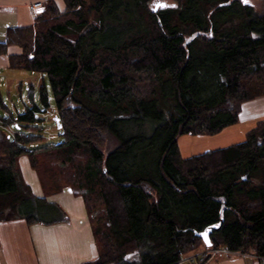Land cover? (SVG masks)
Returning <instances> with one entry per match:
<instances>
[{
  "label": "trees",
  "instance_id": "16d2710c",
  "mask_svg": "<svg viewBox=\"0 0 264 264\" xmlns=\"http://www.w3.org/2000/svg\"><path fill=\"white\" fill-rule=\"evenodd\" d=\"M62 1L0 43L9 69L44 76L42 107L34 96L23 112L2 105L0 222L17 209L30 224L52 223L35 217L37 202L67 221L33 195L26 157L46 197L70 189L84 199L98 248L84 264H206L191 253L219 226L213 249L264 259V119L225 149L183 158L178 146L238 124L242 106L264 97V0H175L157 11L154 0ZM50 96L62 141L46 146Z\"/></svg>",
  "mask_w": 264,
  "mask_h": 264
},
{
  "label": "crops",
  "instance_id": "0c3cea01",
  "mask_svg": "<svg viewBox=\"0 0 264 264\" xmlns=\"http://www.w3.org/2000/svg\"><path fill=\"white\" fill-rule=\"evenodd\" d=\"M47 1L0 0V15L15 23L14 26L7 25V29L27 27L34 20L29 6L35 2ZM54 1L59 7H63L62 0ZM18 52L17 49H10L11 54ZM2 58L6 59L0 60V67L9 69L8 57H0ZM250 102L242 106L239 123L256 122L257 125L264 119V98ZM20 166L33 195L38 199L46 198L48 203L57 206L66 214L67 221L30 224L25 214H19L14 220L0 222V264H84L95 260L98 248L84 199L76 196L70 189L46 197L26 157L20 159ZM48 213L52 215L57 211L51 209ZM207 264H264V261L250 255L218 254L209 259Z\"/></svg>",
  "mask_w": 264,
  "mask_h": 264
},
{
  "label": "rangeland",
  "instance_id": "374dc122",
  "mask_svg": "<svg viewBox=\"0 0 264 264\" xmlns=\"http://www.w3.org/2000/svg\"><path fill=\"white\" fill-rule=\"evenodd\" d=\"M245 3L255 8L262 7L261 0H247V2ZM161 4L167 5L166 7H169L175 5V0H154L151 3V8L153 10H158L160 8L159 5ZM166 7H162V8H166ZM7 25L14 26L15 23L11 21L8 17L4 15H0V43L4 42L6 39L5 33H6ZM5 59L2 58L0 60H5ZM43 79L44 76L41 74H35V73L33 74L30 72L12 70L5 67H0V84L2 83L4 84L3 88L2 86L0 87V96L8 101L7 108L11 111L18 110L20 112H23L26 107L28 106L31 107L33 103L32 96H34L35 103L40 107H42L41 103L39 102V89L41 84L43 83ZM45 82L47 83V80ZM50 103H51V109L49 110V112H47L46 115L41 116L44 118L45 121L40 124V128L43 129L42 136L44 138V145L46 146L56 145L62 141L61 129L58 128V124L55 121V115L57 114V112L52 96H50ZM5 114L6 112L4 111V108L0 105V116H5ZM255 125L256 122L244 123L243 121L236 125L230 126L225 130H223L221 133L213 136H190V135L182 136L178 140V146L181 155L183 158H190L194 156L203 155L211 151H217L243 143L246 140V134L252 128H254ZM14 129H15L14 126H12L9 132L13 133L15 131ZM110 148H109V152H110ZM30 169L34 171L32 168ZM35 174L38 177V174L36 172ZM37 205L38 207H36ZM45 206L46 205H44L43 202L36 203L34 208L36 209L35 213L37 214L35 217L37 219H40L41 221L46 223L53 220H57L61 217L60 214L53 213V215H51L49 213H46V211L49 209H47ZM6 212H9V209L6 210ZM10 213L11 215H18L20 214V211L14 209L13 211H10L9 214ZM31 221H33V218L31 219ZM205 249L207 250L205 251ZM191 254L192 256H194L193 258H190L191 261L194 260V258H196V256L200 254L204 255V257L206 256L207 260L215 257L218 254H223L226 256L241 255V254H232L228 252L226 249L216 250L213 249L212 247L208 248L206 247V245L202 246L199 250ZM183 264H189V262L188 263L185 262Z\"/></svg>",
  "mask_w": 264,
  "mask_h": 264
},
{
  "label": "built area",
  "instance_id": "2783aa9c",
  "mask_svg": "<svg viewBox=\"0 0 264 264\" xmlns=\"http://www.w3.org/2000/svg\"><path fill=\"white\" fill-rule=\"evenodd\" d=\"M45 11H46V6H45V4L43 2H35V3H33L32 5L29 6V12H30V14H31V16L33 18H37V17L41 16L42 14H44ZM1 86L3 87L4 84L3 83L0 84V87ZM7 102L8 101L6 99H4L2 101V104H1V99H0V105L1 106L2 105L3 106H6L7 105ZM258 259L264 261L263 258H258Z\"/></svg>",
  "mask_w": 264,
  "mask_h": 264
},
{
  "label": "water",
  "instance_id": "95a60500",
  "mask_svg": "<svg viewBox=\"0 0 264 264\" xmlns=\"http://www.w3.org/2000/svg\"><path fill=\"white\" fill-rule=\"evenodd\" d=\"M156 11H157V10H156ZM55 121H56V123L58 124V128L61 129V125H59V121H58L57 118L55 119ZM220 228H221V226H219V227H209L205 232H203V233L200 235V237L202 238V240H203L204 244L206 245V247L211 248V247L213 246V243H212V241H211V239H210V233H211L212 231H219ZM205 233H206V237H205V235H204Z\"/></svg>",
  "mask_w": 264,
  "mask_h": 264
},
{
  "label": "snow or ice",
  "instance_id": "6c2138e0",
  "mask_svg": "<svg viewBox=\"0 0 264 264\" xmlns=\"http://www.w3.org/2000/svg\"><path fill=\"white\" fill-rule=\"evenodd\" d=\"M245 2H247V0H245ZM159 6H162V7H166L167 5H159ZM205 235V237H206V233L204 234Z\"/></svg>",
  "mask_w": 264,
  "mask_h": 264
},
{
  "label": "bare ground",
  "instance_id": "6f19581e",
  "mask_svg": "<svg viewBox=\"0 0 264 264\" xmlns=\"http://www.w3.org/2000/svg\"><path fill=\"white\" fill-rule=\"evenodd\" d=\"M3 88V87H2ZM36 207H38V205L36 206ZM36 210V209H35Z\"/></svg>",
  "mask_w": 264,
  "mask_h": 264
}]
</instances>
